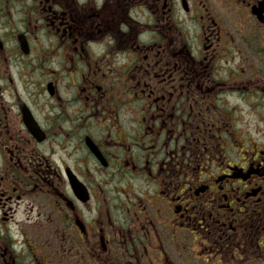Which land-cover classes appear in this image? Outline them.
I'll return each mask as SVG.
<instances>
[{
	"label": "flooded vegetation",
	"instance_id": "obj_1",
	"mask_svg": "<svg viewBox=\"0 0 264 264\" xmlns=\"http://www.w3.org/2000/svg\"><path fill=\"white\" fill-rule=\"evenodd\" d=\"M0 264H264V0H0Z\"/></svg>",
	"mask_w": 264,
	"mask_h": 264
},
{
	"label": "rangeland",
	"instance_id": "obj_2",
	"mask_svg": "<svg viewBox=\"0 0 264 264\" xmlns=\"http://www.w3.org/2000/svg\"><path fill=\"white\" fill-rule=\"evenodd\" d=\"M15 218L24 219L25 217H15ZM11 224L12 223H9V228L11 230V233L17 234L16 233V226L14 224H12V225ZM46 229H50V227L47 226Z\"/></svg>",
	"mask_w": 264,
	"mask_h": 264
}]
</instances>
